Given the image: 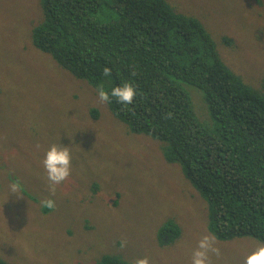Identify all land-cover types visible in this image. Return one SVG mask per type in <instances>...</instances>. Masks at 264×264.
Returning a JSON list of instances; mask_svg holds the SVG:
<instances>
[{"label":"rangeland","instance_id":"rangeland-1","mask_svg":"<svg viewBox=\"0 0 264 264\" xmlns=\"http://www.w3.org/2000/svg\"><path fill=\"white\" fill-rule=\"evenodd\" d=\"M197 18L228 67L264 95V0H166ZM103 10L102 17L108 15ZM40 0H0V258L9 264H192L210 235L207 202L167 162L163 142L132 132L100 103L97 89L33 44ZM198 120L210 122L202 93L186 87ZM69 147L71 175L48 191L42 161L52 144ZM39 145V147H37ZM19 180L20 191L10 192ZM50 198L55 209L42 207ZM167 220L180 228L162 243ZM214 237V236H213ZM127 245L120 247V241ZM263 241L215 238L211 264H245Z\"/></svg>","mask_w":264,"mask_h":264},{"label":"trees","instance_id":"trees-1","mask_svg":"<svg viewBox=\"0 0 264 264\" xmlns=\"http://www.w3.org/2000/svg\"><path fill=\"white\" fill-rule=\"evenodd\" d=\"M40 4L34 46L96 89L133 83L139 93L133 104L113 99L111 112L132 132L163 142L164 159L179 163L207 202L211 234L264 242V95L228 67L203 24L166 0ZM103 10L109 14L102 17ZM187 86L202 93L210 122L196 117ZM159 233L167 243L180 228L167 220ZM0 264L9 263L0 258ZM96 264L130 263L103 256Z\"/></svg>","mask_w":264,"mask_h":264},{"label":"clouds","instance_id":"clouds-1","mask_svg":"<svg viewBox=\"0 0 264 264\" xmlns=\"http://www.w3.org/2000/svg\"><path fill=\"white\" fill-rule=\"evenodd\" d=\"M103 75L105 77L111 76V69L109 67L103 68ZM136 86L125 81L122 85H117L110 90H106L103 84L97 88L98 100L100 103L109 104L113 99L121 105H132L134 98L138 95ZM170 118L171 114H167ZM39 147V145H37ZM43 168L47 174L49 181L48 191L51 195H55L56 186L64 182L71 175L72 156L69 147L62 146L60 143L52 144L45 153L42 161ZM21 185L19 180L13 181L10 185V192L12 194L20 191ZM41 205L49 210H54L55 201L46 198L41 201ZM215 237L210 235L203 236L197 243V247L192 253V264H211L209 253L219 255V249L214 247ZM127 245V240L120 241V247ZM133 264H149L148 257H143L135 260ZM245 264H264V244H261L255 251L246 257Z\"/></svg>","mask_w":264,"mask_h":264}]
</instances>
